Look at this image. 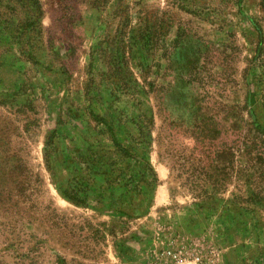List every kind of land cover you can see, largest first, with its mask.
Returning a JSON list of instances; mask_svg holds the SVG:
<instances>
[{
  "label": "rangeland",
  "instance_id": "obj_1",
  "mask_svg": "<svg viewBox=\"0 0 264 264\" xmlns=\"http://www.w3.org/2000/svg\"><path fill=\"white\" fill-rule=\"evenodd\" d=\"M200 236L264 264V0H0V264Z\"/></svg>",
  "mask_w": 264,
  "mask_h": 264
},
{
  "label": "built area",
  "instance_id": "obj_2",
  "mask_svg": "<svg viewBox=\"0 0 264 264\" xmlns=\"http://www.w3.org/2000/svg\"><path fill=\"white\" fill-rule=\"evenodd\" d=\"M153 264H221V250L202 236L189 237L179 243L169 241L164 248L153 252Z\"/></svg>",
  "mask_w": 264,
  "mask_h": 264
}]
</instances>
